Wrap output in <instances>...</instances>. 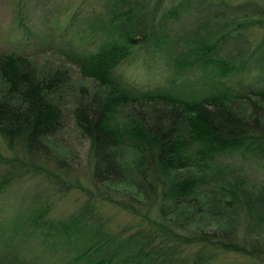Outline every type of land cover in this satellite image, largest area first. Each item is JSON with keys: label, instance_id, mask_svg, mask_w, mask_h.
I'll return each instance as SVG.
<instances>
[{"label": "trees", "instance_id": "trees-1", "mask_svg": "<svg viewBox=\"0 0 264 264\" xmlns=\"http://www.w3.org/2000/svg\"><path fill=\"white\" fill-rule=\"evenodd\" d=\"M222 2L239 13L223 26L213 24L215 15L208 12ZM100 7L82 16L76 8L77 15L62 27L70 34L65 37L70 41L64 49L67 59L82 76L107 86L78 100L73 109L75 124L89 139L95 183L85 190L79 214L59 224L61 236L79 229L88 239L71 264H209L222 250L264 264V180L251 188L242 176L212 163L216 155L235 151L264 165V36L245 54L220 52L236 28L264 26L262 6L248 0H102ZM182 11L194 16L178 43L166 23ZM72 31L92 46L79 47ZM171 41H177L175 46ZM138 56L154 74L166 71L158 61L167 56L169 84L148 88L116 71ZM252 68L256 74L249 77ZM66 76L59 69L39 72L22 51H0V135L8 148L17 143L25 156L22 162L7 158L0 166V193L21 180L18 175L33 167L34 158H67L68 150L54 138L62 122L57 91ZM133 100L149 104L125 111L122 106ZM151 107L159 113H149ZM47 178L52 189L61 185L60 172ZM111 188L140 201H152V193L160 190L165 221L109 234L91 198L122 203L107 192ZM44 200L28 204L34 213L24 219L42 232ZM206 219L216 227L205 229ZM181 242L196 244L183 254ZM10 262L0 259V264H20Z\"/></svg>", "mask_w": 264, "mask_h": 264}, {"label": "rangeland", "instance_id": "rangeland-1", "mask_svg": "<svg viewBox=\"0 0 264 264\" xmlns=\"http://www.w3.org/2000/svg\"><path fill=\"white\" fill-rule=\"evenodd\" d=\"M240 0H230L236 2ZM257 2L264 10V0H248ZM102 0H0V51H22L27 54L32 62L37 66L39 72L59 69L66 73V79L61 88L57 91L62 106V122L60 130L55 133V137L61 146L67 149V158L54 161L50 157L40 155L41 161L34 158L33 167L24 174H19V181H14L2 193H0V259L5 262L18 261L20 264H71L76 252L85 246L87 238L82 231L76 229L70 234L62 233L58 229L62 221L79 214L83 201L87 198V191L94 186L91 179V170L88 153L89 139L75 124L73 109L78 100L86 101L93 90L104 89L89 76H82L78 65L67 59L64 49L70 41H65L69 32L65 34L62 29L64 23L77 15L74 13L79 8L78 16L87 13H94L100 9ZM208 12L214 13L213 24L228 25L226 20L233 18L239 13L221 4H215ZM179 18H172L166 23L168 32L180 43L185 34V27L194 14H185L183 11ZM71 17V18H72ZM71 25H67L70 29ZM74 31V30H73ZM72 31L71 40L80 47L90 45L83 37L76 35ZM182 32V34H180ZM233 34L220 45L221 54L238 56L245 54L256 42L264 36V26H252L244 28ZM176 34L183 35L182 37ZM83 39V40H82ZM170 42L171 46L177 43ZM264 43V42H263ZM181 47V45H180ZM167 60L169 58L166 56ZM160 58L159 65L165 67L166 71L153 73L146 69L143 59L139 56L130 60L127 59L119 64L116 71L121 72L124 77L136 81L144 87H154L169 84L170 65L166 59ZM172 65V63H171ZM255 66V65H254ZM256 67V66H255ZM158 68V66H157ZM255 69L247 73L249 77L256 74ZM191 71V69L188 71ZM193 71V69H192ZM192 71L190 74L192 75ZM201 68L195 69L200 74ZM165 73V74H164ZM140 102V103H138ZM147 101L127 102L122 108L127 111L132 108L137 111ZM149 113L158 114L157 107L147 110ZM7 141L0 135V166L5 165L8 158L13 161L22 162L24 152L18 150L20 147L14 143L12 148H8ZM7 159V160H8ZM44 160V161H43ZM213 164H220L233 176L238 174L243 177L247 186L255 188L257 183L264 180V165L258 164L252 158L247 159L238 152H224L216 155ZM21 168V171H23ZM60 172L58 182L61 185L52 189L47 178L51 172ZM21 175V176H20ZM20 176V177H19ZM17 178V177H16ZM104 187L103 183L98 185ZM112 193L122 203L110 201L108 198L92 197L95 203L94 211L100 216L104 229L109 234L122 235L135 231L137 228H148L154 222L165 221L161 217L158 203L160 201V190L153 194V200L140 201L128 196L127 193L106 189ZM36 198H43L41 201L46 204L43 214V224L45 233L29 224L28 219L33 216L34 208L38 201ZM135 200V201H134ZM42 203V204H43ZM40 221V218L38 219ZM51 226V227H50ZM176 230L188 232L173 225ZM215 223L211 219L204 222L205 229H214ZM264 232V227L260 228ZM58 231V232H57ZM195 242H181L180 249L183 254L188 253L195 247ZM206 245V244H205ZM13 257H15L13 259ZM20 259V260H19ZM79 262V261H78ZM75 264V263H74ZM209 264H262L254 261L245 255L232 250L218 251Z\"/></svg>", "mask_w": 264, "mask_h": 264}]
</instances>
